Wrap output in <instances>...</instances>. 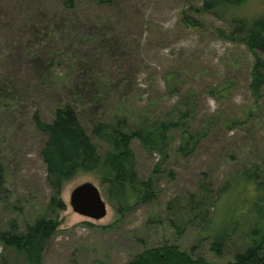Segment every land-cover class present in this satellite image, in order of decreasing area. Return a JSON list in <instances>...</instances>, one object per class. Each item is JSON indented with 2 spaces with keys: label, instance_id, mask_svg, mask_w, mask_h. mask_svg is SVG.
Listing matches in <instances>:
<instances>
[{
  "label": "rangeland",
  "instance_id": "obj_1",
  "mask_svg": "<svg viewBox=\"0 0 264 264\" xmlns=\"http://www.w3.org/2000/svg\"><path fill=\"white\" fill-rule=\"evenodd\" d=\"M73 1L0 0V158L7 180L0 191V229L10 220L25 229L46 213L51 190L41 151L47 134L36 115L52 121L58 106L74 105L101 153L108 145L92 133L96 122L125 115L133 123L139 115L166 114L184 100L195 104L192 128L210 126L194 153L178 152L179 130L172 132L165 158L146 151L138 139L132 143L139 175L154 177L155 198L118 219L99 176L79 174L63 188L66 209L49 214L59 227L42 261L127 264L164 241L203 255L209 264L234 260L243 238L229 239L217 253L209 227L228 212L225 198L212 205L220 186L250 162L264 166V90L258 101L249 87L254 54L243 42L221 36L219 29L229 31L231 24L204 11L202 0ZM234 12L264 14V0H247ZM90 79L98 88L94 99L79 83ZM229 118L241 123L229 127ZM87 181L108 202L103 219L71 206L72 191ZM191 194L198 200L194 211ZM13 255L0 241V264L14 263Z\"/></svg>",
  "mask_w": 264,
  "mask_h": 264
},
{
  "label": "trees",
  "instance_id": "obj_2",
  "mask_svg": "<svg viewBox=\"0 0 264 264\" xmlns=\"http://www.w3.org/2000/svg\"><path fill=\"white\" fill-rule=\"evenodd\" d=\"M70 5L74 4L73 0ZM111 2L113 0H101ZM195 1V0H190ZM247 0H202L201 8L214 13L218 18L231 24L229 31L219 29L223 38L234 42H243L254 54L251 70L250 88L255 98L260 101L264 90V14L243 16L234 10L243 6ZM192 20V19H191ZM194 21V20H192ZM92 79V78H91ZM81 81V87L87 91L89 99H94L98 88L94 82ZM88 82H92L88 83ZM87 83V84H86ZM219 91V93H221ZM195 104L179 100L173 109L163 115H139L133 123L126 116L124 119L101 120L93 126V134L107 143L108 148L99 152L98 144L79 117L77 107L72 104L58 106L53 120L47 121L36 115L37 127L47 134L41 155L47 167V181L51 190L45 215L27 223L21 229L16 220H10L6 228L0 229V241L6 249L12 250L14 263L19 258L26 264H43L45 247L58 230L57 215L66 209L62 198L66 184L81 173H94L99 176L105 193L117 211L118 219L123 218L132 209L153 200L157 194L154 177L143 179L137 171V155L132 148L138 139L146 151H153L165 158L169 156V145L174 130L183 133L177 147L180 154L190 155L207 136L209 125L193 129L189 113ZM185 108V109H183ZM218 114V113H217ZM227 121V120H226ZM225 121V122H226ZM238 118H229L226 124L233 127L240 124ZM264 166L260 161L250 162L240 172H235L217 190L214 207L221 199L227 200V213L217 226H210L212 248L221 253L229 239L240 235L245 242L244 248L235 253L234 260L226 264H264ZM6 169L0 158V191H6ZM188 206L194 207L197 199L191 194ZM192 208L191 210H196ZM210 224V225H209ZM181 232L184 227L177 225ZM1 258H7L1 255ZM4 264L8 260H3ZM127 264H209L203 255L192 256L180 245L166 241L162 245L147 248L135 254Z\"/></svg>",
  "mask_w": 264,
  "mask_h": 264
},
{
  "label": "water",
  "instance_id": "obj_3",
  "mask_svg": "<svg viewBox=\"0 0 264 264\" xmlns=\"http://www.w3.org/2000/svg\"><path fill=\"white\" fill-rule=\"evenodd\" d=\"M73 210L91 219L100 220L108 214V202L101 189L93 182L80 183L70 196Z\"/></svg>",
  "mask_w": 264,
  "mask_h": 264
}]
</instances>
